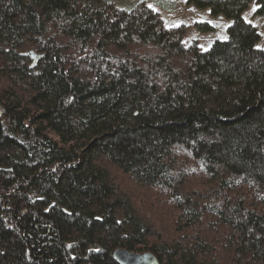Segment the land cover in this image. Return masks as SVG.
Here are the masks:
<instances>
[{"label":"trees","instance_id":"1","mask_svg":"<svg viewBox=\"0 0 264 264\" xmlns=\"http://www.w3.org/2000/svg\"><path fill=\"white\" fill-rule=\"evenodd\" d=\"M188 2L228 38L187 45L144 0H0V264H264L251 0Z\"/></svg>","mask_w":264,"mask_h":264},{"label":"rangeland","instance_id":"2","mask_svg":"<svg viewBox=\"0 0 264 264\" xmlns=\"http://www.w3.org/2000/svg\"><path fill=\"white\" fill-rule=\"evenodd\" d=\"M117 6L129 7L137 0H112ZM155 7L167 26H180L185 43H196L202 49L209 48L215 40L228 38L231 19L223 14H213L209 7H197L188 0H144ZM258 4L251 0L243 17L253 23L259 33L256 46L264 49V12L257 13ZM207 24V25H204Z\"/></svg>","mask_w":264,"mask_h":264},{"label":"water","instance_id":"3","mask_svg":"<svg viewBox=\"0 0 264 264\" xmlns=\"http://www.w3.org/2000/svg\"><path fill=\"white\" fill-rule=\"evenodd\" d=\"M36 57V55H35ZM115 259L121 264H157V258L152 253H135L130 250L117 248L114 250Z\"/></svg>","mask_w":264,"mask_h":264}]
</instances>
